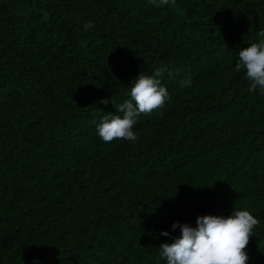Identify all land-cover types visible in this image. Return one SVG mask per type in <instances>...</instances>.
<instances>
[{
	"label": "trees",
	"instance_id": "16d2710c",
	"mask_svg": "<svg viewBox=\"0 0 264 264\" xmlns=\"http://www.w3.org/2000/svg\"><path fill=\"white\" fill-rule=\"evenodd\" d=\"M261 31L264 0H0V264H166L174 223L234 210L264 264V91L235 70ZM162 67V115L103 142Z\"/></svg>",
	"mask_w": 264,
	"mask_h": 264
},
{
	"label": "clouds",
	"instance_id": "9594fccd",
	"mask_svg": "<svg viewBox=\"0 0 264 264\" xmlns=\"http://www.w3.org/2000/svg\"><path fill=\"white\" fill-rule=\"evenodd\" d=\"M170 2L175 4V0H162L164 5ZM91 27V23L85 25L86 30ZM259 35L264 37V31ZM242 69L250 81L249 91L257 88L264 91V40L239 51L235 70L239 72ZM166 71L169 77L173 76L163 67L158 68L153 76L139 75L131 83L129 98L118 105L113 104L116 113L105 114L98 123L93 121L95 131L103 142H136L138 137L133 129L140 116H150L155 112L162 115L161 110L170 99L167 88L159 79ZM190 86V79L181 82V87ZM101 102L107 105L109 100ZM258 223L248 210H234L226 218L213 215L198 217L195 228L174 223L173 230L179 228L181 235L179 238L172 237L170 244H161L159 254L166 264H247L249 257L246 249ZM161 235L168 237L170 234L163 232Z\"/></svg>",
	"mask_w": 264,
	"mask_h": 264
}]
</instances>
